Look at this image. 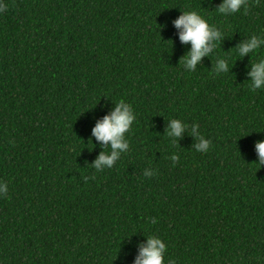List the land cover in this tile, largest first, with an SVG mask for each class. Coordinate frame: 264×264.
<instances>
[{
	"label": "trees",
	"instance_id": "obj_1",
	"mask_svg": "<svg viewBox=\"0 0 264 264\" xmlns=\"http://www.w3.org/2000/svg\"><path fill=\"white\" fill-rule=\"evenodd\" d=\"M4 3L0 264H133L147 235L166 244L165 264H264V166L252 164L264 89L250 91L246 75L264 47L242 60L234 50L264 36V0L229 16L221 0ZM193 10L223 38L188 72L190 44L172 21ZM218 57L227 73L212 72ZM118 100L136 115L129 148L97 172L108 145L92 128ZM173 118L189 126L176 142L165 135ZM193 123L206 152L192 146Z\"/></svg>",
	"mask_w": 264,
	"mask_h": 264
},
{
	"label": "clouds",
	"instance_id": "obj_2",
	"mask_svg": "<svg viewBox=\"0 0 264 264\" xmlns=\"http://www.w3.org/2000/svg\"><path fill=\"white\" fill-rule=\"evenodd\" d=\"M257 2H260V0H257ZM248 7V0H221L215 10L218 14L229 16L241 11V9L246 13ZM6 8L4 0H0V13L6 11ZM172 24L178 30L179 41L182 44H190L189 51L179 61L188 72L194 71L202 58L209 57L223 38L222 32L215 26L210 25L195 10L181 11V14L172 21ZM262 47H264V36L253 34L239 43L234 50L240 58L238 60H242L250 53L253 56L257 55ZM229 68L227 59L218 57L215 64L212 65V72L219 75L227 73ZM246 75L250 91L264 89V55H260L258 59L246 66ZM135 119L136 115L132 106L124 100H118L114 103L113 109L96 122L92 128V137L102 146L108 145L105 148L107 151L103 149L90 165L97 172L112 168L114 162L120 158L121 154L128 150L129 143L125 134L129 133ZM188 128L189 126L180 119H169L165 135L173 142H176ZM188 135L192 136L196 141L192 145L196 152L208 151L210 141L200 133L199 126L196 123L191 125ZM89 141L92 144V141ZM254 149L257 160L252 164L259 169L264 166V140L257 141L254 144ZM170 159L175 162L178 157L173 154ZM143 175L151 177L153 170L145 169ZM85 179L87 180V177ZM7 193L8 185L0 180V197L5 196ZM147 222L155 223L156 221L154 218H149ZM137 248L138 253L134 258L133 264H165L166 244L159 236H145L144 242L139 243ZM167 264H175V260L168 258Z\"/></svg>",
	"mask_w": 264,
	"mask_h": 264
}]
</instances>
